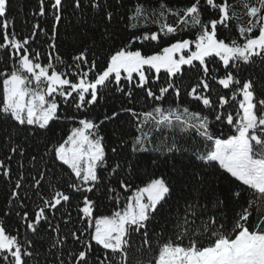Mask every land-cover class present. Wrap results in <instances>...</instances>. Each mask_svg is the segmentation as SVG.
<instances>
[{"label": "snow or ice", "instance_id": "6c2138e0", "mask_svg": "<svg viewBox=\"0 0 264 264\" xmlns=\"http://www.w3.org/2000/svg\"><path fill=\"white\" fill-rule=\"evenodd\" d=\"M124 8V0H37L22 34L12 0H0V180L11 185L0 209V264H264V0H136ZM66 15L84 29L67 61L59 51ZM49 17L46 27L40 18ZM117 37L119 46L101 55ZM102 90L126 105L98 120L62 108L84 113ZM141 94L151 110L135 108ZM122 114L134 132L113 133L110 157L102 125ZM61 120L73 126L53 142ZM165 130L198 137L200 163L152 178L122 204L131 183L120 177L135 167L133 154L162 151L150 146ZM125 136L131 154L122 155ZM210 177L225 183L224 198L208 195ZM174 179L183 215L163 218L158 234L152 222ZM105 199L110 214L99 211Z\"/></svg>", "mask_w": 264, "mask_h": 264}, {"label": "trees", "instance_id": "16d2710c", "mask_svg": "<svg viewBox=\"0 0 264 264\" xmlns=\"http://www.w3.org/2000/svg\"><path fill=\"white\" fill-rule=\"evenodd\" d=\"M136 0H124L125 8L121 9L124 12L127 9H130ZM168 2L172 5H181L184 0H168ZM37 7V0H12V17L16 19V31L18 33L27 34L28 27L25 26V20H31V13ZM41 23L46 27L50 26V17L48 20H44V18H40ZM79 17H71L70 15L65 16L64 26L61 28L60 39H59V51L62 57L67 61L70 57L75 54L76 49L80 47V34L83 33L84 29L79 26ZM85 19H88L87 17ZM173 18H169L170 22ZM89 30L96 27V24L88 19ZM30 26V25H29ZM124 21L122 20L119 28L123 29ZM153 30L155 29L154 25H150ZM103 31V29H100ZM130 33L126 31H121L120 36L126 37ZM180 36L183 38H190V33L183 32L180 33ZM173 37L172 39H175ZM45 37L41 36L40 41H43ZM98 39V34H97ZM120 37H117L116 44L105 47V49L101 52V55L107 53L108 49L111 47L119 46ZM88 45L93 46V41L89 38ZM37 47H43L46 52V47L37 44ZM150 50V49H146ZM91 55V54H90ZM46 59L43 57L42 60ZM3 63V55L0 53V65ZM62 69L63 66H58ZM105 91V90H102ZM139 93V90H137ZM126 97H123L120 93H114L111 91H105V94L98 100L96 105L90 107V109L85 110L84 113L78 112L74 107H69L68 105H63L62 108L66 109L68 112L76 114L77 118H84L85 116H90L93 119H102L105 114H111L113 111H119L123 105H126ZM151 101L146 105L143 101L142 94L140 95V99L137 100L135 104V108L138 111L142 110H151L150 105ZM167 107V105H164ZM127 117L122 114L121 118L118 121L114 122H106L105 125H102V134L106 136V141L108 142V152L111 157L113 154L111 153V147L114 146L112 141L117 140V136L114 135V132H119L121 129L124 131L134 132V129H130L128 124L126 123ZM73 126L72 122L69 121H56L53 122L52 131L49 133L50 138L55 142L64 136L67 131ZM225 131H227L225 129ZM155 143L150 146V148H161L162 151H154L150 150L144 153H136L133 154L135 160V167L130 169L128 167L125 168L124 173L121 175V179L127 178L131 183V188L129 193H122L121 203L123 204V196L130 194L132 191H135L138 187L145 186L152 178H156L158 176L164 175L166 177L175 178L177 173L182 176L184 174V166L188 165L190 161H195V163L199 164L200 161L195 160L194 152H203L205 151V147L201 144L198 137L186 135L179 130L173 132L172 130H165L164 136L160 137L158 133L154 134ZM128 140V144L121 149L122 155L131 154V148L129 144L131 143L130 136L124 137ZM6 137L4 132L0 130V158H3L5 152L7 150L6 145ZM175 143L176 147L179 149L176 153H168L167 146ZM39 143V142H37ZM43 147L30 148L29 151L35 153L36 151L43 152ZM155 161V163H154ZM12 167L15 169L18 165L13 162ZM30 167V165H29ZM191 171V169H189ZM213 180L211 184V191L208 192V195L211 196H220L224 198L225 196V183L218 178L210 177ZM174 190L171 198L168 200V203L164 205L162 209H159L156 214V220L152 222V226L156 229L157 233L161 228L164 227V224L161 222L163 218H172L174 219L177 214L183 215L184 205L180 204L177 207V195L179 194V185L176 183L175 179L173 180ZM113 186H116V182L113 181ZM11 185H7L2 180H0V209L6 207V197L8 190ZM122 192V190H120ZM31 207V205H30ZM100 212L104 214H110L112 211L111 202L107 199L102 201V206L99 209ZM19 221L17 218L13 217L11 220V224L13 227L18 225ZM171 230L173 225L168 226ZM157 241L154 240V244Z\"/></svg>", "mask_w": 264, "mask_h": 264}]
</instances>
